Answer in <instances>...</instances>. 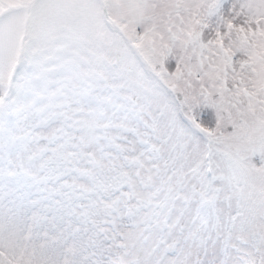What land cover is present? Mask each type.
I'll return each instance as SVG.
<instances>
[{"label":"rangeland","instance_id":"374dc122","mask_svg":"<svg viewBox=\"0 0 264 264\" xmlns=\"http://www.w3.org/2000/svg\"><path fill=\"white\" fill-rule=\"evenodd\" d=\"M216 2L0 0V21L12 26L16 40L24 29L28 34L38 28L44 15L40 4L55 6L67 24L72 61L67 70L47 74L67 86L40 82L43 99L20 90L18 129L27 136L21 156L32 153L35 160L10 166L9 173L16 170L21 180L5 179L0 150V196L6 205L12 199L23 205L18 217L0 221L2 264H259L264 37L247 55L228 48L227 38L221 49L217 24L235 42L244 35L243 17L231 20L236 0H221L219 18L205 19L207 5ZM99 19L103 28L97 31ZM118 37L140 45L139 56L164 76L182 110L214 138L219 150L212 154L210 177L204 167L196 168L204 155L202 139L176 140L170 108L141 77L131 48L110 47L109 39ZM113 60L120 74L108 73ZM113 83L122 85L118 94L125 99L117 107L128 118L116 115L107 123L103 91ZM8 84H0V93ZM58 88L63 91L53 96ZM16 90L17 82L11 96ZM172 168L186 183L170 179ZM164 184L169 194L157 190ZM203 202L214 209L208 225L195 213ZM233 216H238L235 226Z\"/></svg>","mask_w":264,"mask_h":264},{"label":"snow or ice","instance_id":"6c2138e0","mask_svg":"<svg viewBox=\"0 0 264 264\" xmlns=\"http://www.w3.org/2000/svg\"><path fill=\"white\" fill-rule=\"evenodd\" d=\"M39 7L44 15L41 18L38 28L28 33L29 40L26 47L23 36L19 40L14 39L11 36L12 26L10 24L6 25L4 21H0V84L5 80L10 81L12 78H15L19 89L32 90L37 98L43 99V96L39 92V82L46 81L47 84H65L64 80H48L47 74L67 70L68 65L72 61L68 58L71 45L65 42L64 36L67 24L61 19L60 13L55 6L42 3ZM223 7L224 4L221 0H217L215 4L207 5L205 19L212 16L219 18ZM229 12L233 13L231 20H236L237 17H243L242 23L239 24V30L244 35L238 41L234 42L228 32L220 33V25L218 23L217 34L220 37V48L223 49L225 47L223 41L227 38L228 48L235 47L236 51L243 52L247 55L250 51L249 46L257 44L260 38L264 37V0H236L230 6ZM229 25L230 27H237L231 21H229ZM95 28L97 31L103 28L102 19L97 20ZM209 43L214 42L210 41ZM109 45L117 52H124L128 48V44L119 37L109 39ZM134 46L140 47L139 44ZM21 48H23V57L27 63L18 73ZM65 79L68 80L70 78ZM65 86L67 85L65 84ZM61 91H63V88H58L52 95L55 96ZM34 103L35 101L29 107L34 105ZM0 183H2V178H0ZM4 199V196H0V221L5 217L9 221H12L13 218L18 217L20 208L23 205L17 204L15 199L9 200L6 205ZM216 219L219 222V216ZM237 219L238 216L231 217L233 226H235ZM205 223H207L206 220ZM13 249H15V246H13ZM35 254L34 251L31 253V255ZM41 255H43L42 252ZM252 264H256V262L253 261ZM259 264H264V252L261 253Z\"/></svg>","mask_w":264,"mask_h":264},{"label":"trees","instance_id":"16d2710c","mask_svg":"<svg viewBox=\"0 0 264 264\" xmlns=\"http://www.w3.org/2000/svg\"><path fill=\"white\" fill-rule=\"evenodd\" d=\"M3 8V7H2ZM5 9V8H3ZM118 32V31H117ZM115 32V33H117ZM121 32V30L119 31V33ZM114 33V31H113ZM24 41H25V47L27 46V42H28V34H27V30L24 29L23 34H22ZM124 41L128 44V46L131 48V54L134 56L133 59L134 60V65L136 66L137 69H139V71L141 72V77L146 78L149 83L151 84V86H155V89L158 90L157 93H159L158 99L160 101V103H164V105L168 106L170 108V113H171V123H172V127L174 129V132L177 134L175 136L176 140L180 139V138H187L189 136H193V127L189 126L193 124H195L192 120L190 121L183 113L182 109H181V105L179 103V100L176 98V100L173 98L172 96V92H171V86L168 85V83H166L164 76L159 72L156 71L154 69H152L150 67V65H148L147 63H145L143 61V59L141 58V56H139L138 52H137V48L133 47L132 45V41L129 40V38H125ZM20 66L18 68V73L25 67L26 65V61L24 60L23 57V48L20 49ZM118 63V62H117ZM114 60L111 62V64L108 67V73L111 75L113 73L118 72V74H120V66L119 64H117ZM17 82V80L15 78H12V84L15 86V83ZM10 86V87H11ZM11 92L8 91L5 94H1L0 95V150H3V159L1 161V164L5 166V175L3 176V178L5 179H9L11 177H15L16 180L17 179H21L22 176L20 174H18L16 172V170H13L14 172L9 173L10 169L13 167V164L18 163V164H23V161H28L30 160V163H33L35 160V154L29 153V154H24L23 156H19L17 160H13V156L14 154L20 153V152H24L22 145H18L19 143V139H22L23 137V131L20 132V130L18 129V120H17V114H16V110H17V105L21 102V91L20 90H16L14 92V94L12 96H10ZM107 102L108 103H102L101 105V112H103V115H105L104 113H107L108 115H106V122L109 123L110 121L116 119L114 116L116 115H124L126 114V112H121V114H119L118 111V105L121 99L115 100V97H107ZM14 103V105H13ZM130 108L131 105L129 104ZM158 111V110H157ZM128 118V117H125ZM130 119V118H129ZM131 120V119H130ZM198 130V129H197ZM26 137V136H25ZM197 137V136H194ZM204 142V141H203ZM204 146L203 147V151H205V156L203 157V159L200 161V164L196 166L197 169L204 167V173H205V169L206 167H212L211 164V157L213 152L218 151L219 147L216 146L214 138L212 137V135L208 136L204 142ZM207 143V144H206ZM171 147V145H170ZM176 147H177V143H175L173 145V154L176 152ZM181 150V145H180V149ZM171 151V152H172ZM0 155L1 152H0ZM33 155V156H32ZM178 159V157H177ZM176 159V161H177ZM235 160H238L237 158L234 157ZM174 161V162H176ZM175 163H173L174 165ZM12 165V167H10ZM170 165V163H169ZM10 167V168H9ZM168 167V165H167ZM77 171V169H76ZM206 174V173H205ZM170 175V179L172 178L173 181L177 182L176 184L178 185H183L184 183H186V177H182L179 176L178 174H176L173 171V168L171 169V171L169 172ZM208 177H210L208 174H206ZM190 177V176H189ZM168 181V180H166ZM172 184V183H171ZM163 187H159L157 188L158 191H162L163 189L165 190L164 195L169 194L167 189L170 187L169 185H162ZM180 189V187H179ZM175 195H177V193H174ZM163 195V196H164ZM173 195V196H175ZM163 199H166L163 197ZM169 206L171 207L172 205L169 204ZM206 206L204 203L200 204L198 206H196L195 208V213H196V217H199V219L202 221L203 224L208 225V222L205 223V220L207 219V215H206ZM235 213V212H233ZM207 221V220H206ZM209 226H211L209 224Z\"/></svg>","mask_w":264,"mask_h":264}]
</instances>
